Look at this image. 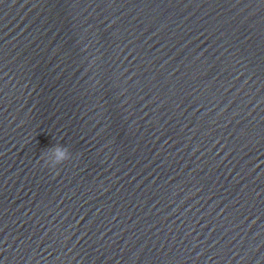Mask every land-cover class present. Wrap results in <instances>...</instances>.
Returning a JSON list of instances; mask_svg holds the SVG:
<instances>
[{
  "label": "water",
  "instance_id": "95a60500",
  "mask_svg": "<svg viewBox=\"0 0 264 264\" xmlns=\"http://www.w3.org/2000/svg\"><path fill=\"white\" fill-rule=\"evenodd\" d=\"M0 264H264V0H0Z\"/></svg>",
  "mask_w": 264,
  "mask_h": 264
},
{
  "label": "clouds",
  "instance_id": "9594fccd",
  "mask_svg": "<svg viewBox=\"0 0 264 264\" xmlns=\"http://www.w3.org/2000/svg\"><path fill=\"white\" fill-rule=\"evenodd\" d=\"M70 158V153L67 148L63 146H57L52 149L51 155L46 157V165L55 168L65 160Z\"/></svg>",
  "mask_w": 264,
  "mask_h": 264
}]
</instances>
